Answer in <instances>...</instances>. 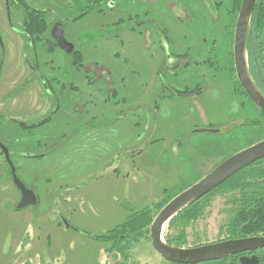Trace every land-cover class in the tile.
Returning <instances> with one entry per match:
<instances>
[{"label": "rangeland", "instance_id": "1", "mask_svg": "<svg viewBox=\"0 0 264 264\" xmlns=\"http://www.w3.org/2000/svg\"><path fill=\"white\" fill-rule=\"evenodd\" d=\"M108 2L114 8L108 9ZM230 2L73 0L72 16L83 5L89 10L71 27L84 42V63L92 62L93 68L64 77L61 113L74 128L85 116L73 103H94L90 108L96 106L98 128L65 141L61 135L69 128L62 127L59 116L56 128L52 122L33 129L44 134V145L57 140L60 145L45 157H14L18 175L40 198L35 208L16 209L20 190L0 158V264H172L153 249L150 230L142 237L121 233L119 241L96 236L107 237L133 210L150 208L156 216L158 202L264 139V112L240 90L235 71L239 11L232 12ZM60 53L57 49L50 57L62 59ZM171 55L178 57L177 66ZM218 56L227 59L218 61ZM64 68L63 63L60 73ZM39 97L38 90L29 101H19L32 100L40 109ZM14 106L10 101L5 108ZM214 128L221 130L202 131ZM32 133L11 123L0 126V135L30 148ZM231 188L213 191L189 223L179 218L167 224L164 238H177L186 229L185 247L225 240L223 228L241 198Z\"/></svg>", "mask_w": 264, "mask_h": 264}, {"label": "flooded vegetation", "instance_id": "2", "mask_svg": "<svg viewBox=\"0 0 264 264\" xmlns=\"http://www.w3.org/2000/svg\"><path fill=\"white\" fill-rule=\"evenodd\" d=\"M65 2L62 5H58L56 0L53 3L50 0H0V126L5 123H11L20 129L26 128L32 133L33 129L37 127L44 128V126H49L52 122L54 123L51 126L54 127L57 123V118L62 116V127L69 128L67 133L64 131L66 134L63 133L61 135V138L65 141H68V138L73 137V135L80 136L83 132H92L98 128L94 113L96 106L92 111L90 108V105L94 106V103L90 102V105H88L89 102L73 103L74 110L85 116V119L74 128H70L68 123L64 122L65 117L61 113L63 104L60 99V93L63 95L66 87L65 81H63L64 77L71 72L81 71L82 69L89 72L93 68L92 62L88 64L84 63L82 48L84 42L80 39L81 36L79 33H72L71 27L75 24L76 20L83 18L89 10L86 9V5H83V9H78L80 11L76 13L77 15L72 16L68 8L73 7V0H65ZM108 4V9L114 8L115 6V3L108 2ZM35 19L36 21H34ZM43 20L48 24L46 29L40 27L39 23ZM62 34H64L68 43L74 45L72 52H68L65 48L63 49L59 46L58 37ZM79 42L82 44L80 45ZM57 49L61 51L60 56L62 59H58L56 57L57 55H54L53 58L50 57L52 56L51 53ZM176 59L174 61L172 60L174 62L173 64L171 63L174 66H177L175 63H179ZM56 63H58V66H56ZM63 63L65 68L67 67V70L64 73H60L59 68ZM21 70L23 72L22 77L20 76ZM18 78L19 81L17 82ZM38 90L39 98L43 100V105L40 109L37 108L36 103H31L32 100L31 102H27L31 95ZM20 97L27 98L25 104L24 101L20 104ZM10 101L11 104L15 105L12 111L5 108ZM18 113H23L27 118L19 117V115L16 116ZM79 115L82 116L81 114ZM49 129L51 130V128H48L46 131H49ZM43 136V133L35 134L33 132L31 138H35V145L30 148L26 144H22L21 146V144L16 143L11 136L0 135V158L7 165L3 166L1 164V168L6 170V175L9 178L12 177L13 181L12 164L15 167L16 175L19 176L17 166L13 161L14 157L34 154V157H45L59 148L58 140L50 145H44V142L41 140ZM65 144H62V146ZM248 146L250 145L246 147ZM4 148L9 153L10 161L7 158ZM233 154L222 161L231 157ZM261 161H264V159L257 162ZM0 174L3 175L2 171ZM19 177L25 182L21 176ZM27 186L36 191L34 187ZM21 197L22 193L20 191L19 202L22 200ZM253 255H257L262 260L261 264L264 262V249H261L249 250L238 253L237 255L228 256L224 259L197 264H238L242 256L249 258Z\"/></svg>", "mask_w": 264, "mask_h": 264}, {"label": "water", "instance_id": "3", "mask_svg": "<svg viewBox=\"0 0 264 264\" xmlns=\"http://www.w3.org/2000/svg\"><path fill=\"white\" fill-rule=\"evenodd\" d=\"M256 7V0H242V5L238 13L236 29L234 34V62L237 79L244 87L245 93L251 101L262 111H264V93L255 83L249 70L247 41L251 28V21ZM58 44L68 52H72L74 45L68 43L64 34L58 37ZM221 129H209L202 131L219 132ZM7 158L10 161L9 153L4 148ZM264 159V139L257 141L255 144L245 147L231 157L222 161L214 167L207 175L199 179V182L189 186L176 194L174 198L168 201L165 206L154 217L151 224L150 241L153 249L166 260L175 264H197L208 261L224 259L228 256L237 255L238 253L249 250L264 249V234L260 236H248V238L225 239L202 246L181 247L173 246L164 238L166 225L179 212L187 208L190 204L197 202L200 198L208 195L222 185L228 178L234 176L237 172L245 169L246 166ZM12 164V163H11ZM12 176L14 183L22 193L21 201L17 204V210H23L28 206L36 207L39 203L37 192L28 187L24 181L16 175L15 167L12 164ZM261 259L257 255L251 257L242 256L238 264H261ZM233 264V263H232Z\"/></svg>", "mask_w": 264, "mask_h": 264}, {"label": "trees", "instance_id": "4", "mask_svg": "<svg viewBox=\"0 0 264 264\" xmlns=\"http://www.w3.org/2000/svg\"><path fill=\"white\" fill-rule=\"evenodd\" d=\"M230 1L232 4V12H238L241 8L242 0ZM253 14L246 50H248L250 73L255 83L264 93L263 39L260 37L263 28L262 23L264 22V0H256V7ZM34 21H36V19ZM39 24L43 29H46L48 25L45 20L41 21ZM221 45L226 46V42H222ZM221 51L224 50L221 49ZM223 59L222 56H218L217 58L218 61ZM225 59H227V57ZM217 60H214L213 63ZM210 62H212V58ZM225 66H227V62ZM240 90L247 96L243 86L240 87ZM34 156L35 154L29 157ZM259 164L260 162H257L256 164L246 166L245 169L237 172L234 176L228 178L222 185L213 190L216 191L219 188H223V186H229L232 187L231 189L239 190L241 195L240 199H235V201H239L238 210L235 212L234 217H232L223 228L226 233L225 239L248 238V236H260V234H264V167ZM213 191H211V193H213ZM211 193L200 198L199 201L190 204L187 208L179 212L168 224L177 221L179 218L186 220L188 223L190 220L196 219L200 210H202L205 205L204 199L211 195ZM176 194H178V192ZM176 194L165 198V200L158 202L155 206L160 211L168 201L176 196ZM154 217L153 210L150 208H144L140 211L133 210L127 218L128 220L109 231L110 233L107 237L96 236V238L101 240L106 238L105 241L109 239H116L119 241L123 236L121 233H125V236H131V233L134 232L138 234V237H142L144 233H149V228L155 219ZM181 233L182 235H179L177 238L170 237L166 234L165 240L173 246L185 247V244L188 243L186 239V229L182 230Z\"/></svg>", "mask_w": 264, "mask_h": 264}, {"label": "crops", "instance_id": "5", "mask_svg": "<svg viewBox=\"0 0 264 264\" xmlns=\"http://www.w3.org/2000/svg\"><path fill=\"white\" fill-rule=\"evenodd\" d=\"M183 54L185 55V52H184ZM176 55H177V54H176ZM176 55H175V56L171 55V56H170V61H171L172 58H173L172 60H174L175 58H178ZM182 56H183V55H182ZM176 60H177V59H176ZM183 97H184V96H183ZM111 264H114V263L111 262Z\"/></svg>", "mask_w": 264, "mask_h": 264}]
</instances>
